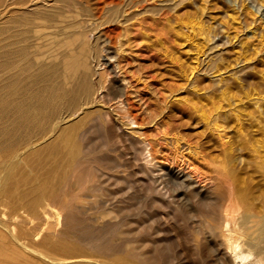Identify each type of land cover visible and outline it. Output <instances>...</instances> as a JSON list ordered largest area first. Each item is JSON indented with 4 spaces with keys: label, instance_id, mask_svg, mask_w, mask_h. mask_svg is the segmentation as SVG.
<instances>
[{
    "label": "rangeland",
    "instance_id": "obj_1",
    "mask_svg": "<svg viewBox=\"0 0 264 264\" xmlns=\"http://www.w3.org/2000/svg\"><path fill=\"white\" fill-rule=\"evenodd\" d=\"M126 1L134 4L133 0ZM140 1L141 7H133L130 10L134 18L131 14L129 18L132 19L128 18L129 22L127 20L123 22L124 24L119 23L115 35L120 36L121 40L119 44L122 58H120L121 74L126 77L129 84L132 82L131 88L127 91L128 103L131 104L130 107L133 113L137 114L138 119L141 117L138 120L139 125H132L133 129L129 130L130 132L135 130L134 133L137 131L136 134L133 133L135 139H145L154 145L155 159L149 168L146 167L143 159L135 161V155H139L138 150H132L123 142L104 134L101 126L100 130L103 132L95 128L87 133L86 137L84 136V161L78 165L69 166L70 149L64 139L72 129L71 125L74 126L73 123H77L76 121L80 120L87 111L107 107L99 99L103 92L110 94L111 88L105 82L101 85L98 73L92 80V88L95 87L93 90L97 97L96 102L94 106L83 108L80 115H77L80 118L76 116L74 119L55 125L52 118L39 126H27L28 130L26 125L15 121L11 103L6 109L0 103V148L3 145L4 147L12 145L11 154L13 149L14 152L16 151L12 154L15 156L13 159L15 161L11 160L2 171L3 173H0V264H7V262L10 264L12 261L11 264H35L36 262L40 264L31 254L33 253L31 250L32 248L41 250L38 242L48 235V230L53 228L56 222H61L59 226L57 225L56 231L65 232L68 237H63L62 241L65 240V242L62 243L71 247L70 251L53 254L54 258L61 262L83 264L91 259L100 260L104 264H219L214 256L216 249V252L225 251L221 252L227 256L226 264L232 263L233 258L221 245V235L227 232L223 225L226 216L222 209L214 210L206 203L193 199L197 216L190 219L188 212L183 213L184 209H173L177 207L176 205H171L172 208L167 207L168 200L163 197L166 196L165 192L167 193L170 185L166 174L170 167L176 171L185 169L192 175L196 173L194 179L197 182L201 180L199 175L202 174L218 176L219 180L223 181L220 192L222 191L224 197H227L230 191L228 186L231 184L233 188L230 187V189L237 191V196H239L238 192L244 194L246 191L241 198L248 197L247 200L242 198V201L240 198V202L234 201L232 204L226 201L231 206H238L234 221L246 215H256L251 218L260 221L264 216V170L261 169L263 167L261 165H264V147L257 149L259 144L264 146V117L258 115L257 106L253 105L256 99L264 97V0H243V3L241 0H134V2ZM23 2L22 0H0V28L9 25L8 27L13 30L12 26L19 24V21L35 16L34 12L29 11L31 7ZM8 5L9 8H5ZM42 7L41 13L47 15L46 8ZM20 15L25 18L23 19ZM45 21L47 20L42 21L44 28H40L42 30L40 34L44 37L50 31L52 32V28L49 29V21L44 23ZM201 26L211 28V34H218V37L208 41L204 32L200 31ZM43 41L42 44L49 46V37L46 36ZM158 41L159 44H157ZM45 45V49L42 47L39 54L40 57L38 56L39 61L37 59L27 61L33 75L32 79H35L38 89L41 90H45L47 86V68L50 60L49 47ZM158 46L160 53L155 51H158L156 49ZM216 56L225 59L220 61V58ZM210 59L213 62H210L212 65L209 63ZM36 63L38 64L35 65ZM220 65L224 67L219 68ZM213 67H216V71ZM221 78L224 81L228 79L226 82H229L231 86L224 81L220 83ZM29 81L30 79L23 83ZM223 84L227 85V91H225L228 93L225 92L226 94L223 93L226 88ZM108 104L113 105L112 107L116 105L113 101L112 104ZM258 104L264 107V100L261 103L259 101ZM218 112L222 113V116L219 121H215ZM113 116L119 124L122 123V113L115 111ZM260 125H262L261 130ZM10 137H13V142ZM27 141L33 144H28ZM32 141L39 143L35 144ZM244 142L248 143L244 144ZM229 143L235 144L233 148L231 147L232 149L228 148L231 145ZM258 150L259 153H257ZM225 151L226 154L233 155V159L237 158L231 174L224 171L214 172L212 168L215 164L212 163L213 161H218V164L223 162ZM189 161L192 164H189ZM234 168H236L235 172ZM208 169L212 171L209 172ZM221 173L226 176V179L228 178L226 181L223 180L225 176H221ZM244 174L247 177L241 178ZM242 180H244L243 183H241ZM224 181L230 183L225 185ZM159 184L166 188L161 189L164 190L161 191L163 195L158 196L161 199L159 198L156 204L152 200L153 189ZM233 185H237L236 188ZM91 219L96 222L92 223ZM117 222V225L112 226ZM88 223L94 224L93 228L86 234L82 233V229ZM242 223L243 220L240 224L232 223L230 232L241 239L246 252L251 251L254 254L252 262L262 258L264 264V229L260 223L257 226L251 225L252 223L245 226ZM38 232L42 237L38 236ZM15 238H18L17 244L14 241ZM52 238L57 240L58 237L55 235ZM101 252L108 254H104V257L105 255L107 257L101 256ZM16 254L20 258L16 256V260L11 259ZM141 255L145 256L141 257Z\"/></svg>",
    "mask_w": 264,
    "mask_h": 264
},
{
    "label": "bare ground",
    "instance_id": "obj_2",
    "mask_svg": "<svg viewBox=\"0 0 264 264\" xmlns=\"http://www.w3.org/2000/svg\"><path fill=\"white\" fill-rule=\"evenodd\" d=\"M22 1H24L23 2L24 4H28L29 5L28 7H31V10H29L28 8H27V10H29L30 13H33L34 12L33 14H35V16L30 17L27 20L19 21L20 22V23L18 22L19 24H17L16 26L14 25V27L12 26V29L13 30H11L8 27L9 25L8 26H5L4 25V26H2V28H0V30H1V32H0V103H1L2 107L4 109H6L7 108V105L11 103V105L13 107V110H14L13 114L15 115V118H16L15 121H19L21 124L26 125V127L27 126L33 127V126H36V125L39 126V124H42L46 120L52 119V118H54V120H53L54 125L57 124V123H59V122H66V121H68L70 119H74V117H76L81 111H83L82 110L83 108H88V107L94 106L93 104H95L97 97H96V94L94 92L95 90H93V89H95V87L93 86L94 88H92V80H94L95 76L98 73L99 76H100V80H101L100 83H101V85H103V83L105 82V83H108L110 85V88H111L110 94H107V93H104L103 92V95L99 99L100 102L104 106H107V107H105V108L103 107V109H101V108L98 109L97 108L96 110H93V111L92 110L91 111L89 110L86 113L84 112L85 114L83 113L84 114L83 117L80 120L76 121L77 123H73L74 126L71 125L70 128H72V129L69 132L67 131L68 134L66 135L64 141H65V143L67 144V146L70 149V154H69V162H70V165L69 166L72 167V166L78 165V164H80V163H82L84 161V159H85V156L83 154V149H84L83 146L85 144V138H84V136L87 133H89L90 131H92L93 129H95V128H98L100 130V128L102 126V128L104 130V134H107L109 137H112L113 139L114 138L117 139V141L119 140V141L123 142L125 145H127L132 150H138L139 155H135L134 160L135 161H137V160L140 161L141 159H143L145 161V163H146V164L145 163L144 164L146 165V167L149 168L150 164L155 159V155H154L155 154L154 145L151 142L146 141L145 139L144 140L143 139L142 140L141 139H135L133 137V135L136 134L137 131L135 133H134L135 130H132L130 132V130H131L130 128H132V125H139V121L138 120H140L141 117H140V119H138L137 114L135 115L133 113L132 109H131L132 107H130L131 104L129 105V103H128L129 96L127 98V91H128L129 88H131L130 87V84L132 82L129 84V82L127 81L126 77L121 74V67H122L120 65V62H121L120 61V58H121L120 57V53H121V51H120L121 50V47L120 46L121 45L119 46V44H121V42H120L121 40H120V36H116L115 35L116 30L118 29V24L119 23L124 24L123 22H126L127 20L129 22V19H132V18H129V16H131V14H132L130 12V10L133 7H135V8L137 6L141 7L142 5H139V4L142 3V2L141 1L140 2H134V0H133L132 2L134 4H130L131 2H127L126 0H22ZM242 1L243 0H241V2ZM42 6H44L46 8V12H48V13H46L47 15H45V13H43V12L41 13V7ZM151 7H153V6H151ZM5 8H9V5L7 7H5ZM141 11H143V10H141ZM160 11H161V9H160ZM157 12L159 13V11H157ZM3 15H4V13H3ZM16 15H17V13H16ZM133 15L134 14H132V16ZM20 16H22V15H20ZM23 17L24 16H22V18ZM133 18H134V16H133ZM44 19H46L47 21H49L48 22L49 23V27H50L49 29L52 28V32L51 31L49 33L47 32L48 34L46 35L47 38L48 37L50 38L49 46L48 45H45V44H42V41H43V39L46 38V36L44 37L42 34H40V32H42V30L40 28H44V26H43L44 24L42 23V21ZM47 21H45L44 23H47ZM124 28H125V26H124ZM197 29H198V27H197ZM201 30L206 35V39L208 41H213V40H215L213 38L218 37L217 36L218 35L217 33H216L217 35H215V34L212 35L213 33L211 34V32H210L211 28H206L204 26H201L200 31ZM118 38H119V41H118ZM125 39H126V37H125ZM44 43H46V42H44ZM157 44H159V41H158ZM44 45L47 46V47H49V53L48 54H50V58H49L50 60H49V66L47 68L48 69V78L46 80L47 81V86L45 85L46 86L45 87L46 88L45 90H41V89H38L37 82L34 81L35 79L34 78L32 79V76L33 75L31 73V68L28 67V64L27 63H29V62H27V61H29L28 59H32V60H36L37 59V61H39V57H40L39 54L41 53L42 47L45 49ZM155 46L156 45L154 44V47ZM158 48H159V46L156 49H158ZM159 50L160 49H158V51L157 50H155V51L158 53ZM44 53H45V51L43 52V54ZM48 56H47V58H48ZM217 57L218 56H216V58ZM218 58H220V57H218ZM222 59H225V58H220V61H222ZM40 60H42V59H40ZM226 61L229 62V60H226ZM210 62H212L211 59H210L209 63ZM37 64L38 63H36L35 65H37ZM222 66L220 65L219 68L220 67L222 68ZM226 66L227 65H225V67ZM237 66H238V64H237ZM95 67L97 69H95ZM208 67H210V66L208 65ZM98 69H100V71H98ZM210 69L212 71V68H210ZM208 70H209V68H208ZM208 70H206V71L208 72ZM213 70L216 71V67ZM35 72H33V73L35 74ZM123 72H125V71H123ZM134 74H136V73H134ZM28 79H30V81L29 82H26L27 84L25 83L26 84L25 85L23 83V81L28 80ZM42 80H43V78H42ZM227 80L224 81L223 78H221L219 81L221 83L223 81L226 82ZM42 82L44 83V81H42ZM228 85L231 86L230 84H228ZM223 86L226 87L224 89V92H223V93H225L227 91V85L226 84H223ZM129 92H130V90H129ZM226 93H228V92H226ZM128 95H129V93H128ZM123 97H125V98L123 99ZM263 100H264V97L258 98V99H256V101H254L255 103H253V105L255 104L257 106V107L255 106V107L257 108L258 115L264 117V107H262V104H258L259 101L261 103ZM112 101L116 104V105H114L115 107H112L113 105L108 104V103H111L112 104ZM111 108H114V109H111ZM253 109H255V108H253ZM115 111H118L119 114L122 113L121 120H123V121H122L121 124H119L117 122L118 120L116 121V119L113 116V113ZM254 112H256V111H254ZM225 115H227V114H225ZM220 116H222V113H219L218 112L214 120L215 121H219L220 120ZM78 118H80V117H78ZM221 119H222V117H221ZM215 121H213V122L215 123ZM239 121H241V120H239ZM47 122L48 121H46V123ZM259 122H261V121H259ZM140 123H141V121H140ZM262 124H263V122H262ZM261 126L262 125H260V128H259L260 130L262 129ZM28 130H29V128H28ZM238 130H240V129H238ZM243 130H245V129H243ZM21 131H23V130H21ZM100 131H102V130H100ZM127 131H129L130 133L127 132ZM36 136H37V134H36ZM13 137H10L11 140H12V142H13V139H12ZM2 141L3 142H6V141L8 142V139L6 141H4V140H2ZM2 141H1V143H2ZM32 142H34V141H32ZM36 142H34V143L36 144ZM103 142L106 144V142L104 140H103ZM37 143H39V142H37ZM58 143H60L59 140H58ZM232 143H229V144H231L230 147L227 145L228 148H230V149L233 148L232 146H234L235 144L232 145ZM246 143H248V142H244V144H246ZM28 144H33V143H29L28 142ZM107 144H109V142ZM12 147H13L12 145H6L5 147L3 145L0 148V173L5 169L6 165L9 164V162L11 160H13L14 157H15L14 155L12 156V154H14L16 151L14 152V149H13L12 150L13 153L11 154V152H10ZM25 147L27 148L29 146H25ZM239 147H241V146H239ZM263 147H264L263 145L261 146L259 144V146H258L257 149H261V148L263 149ZM55 148H52V149H55ZM244 148H245V146H244ZM107 149L108 148H106V150ZM257 149H255V150H257ZM48 150H50V149H48ZM23 151H25V149ZM202 152H203V150H202ZM34 153H36V152L34 151ZM132 153H134V152H132ZM228 153H230V152H228ZM257 153H259V150H258ZM204 154H201V156L202 155L204 156ZM20 155H22V154H20ZM223 155H225V157H224V160H223L222 163L218 164V161L216 162V161H213L211 159L213 161L212 162L213 164L214 163L215 164L217 163L218 165L216 166L214 164L216 166V167H214V165L212 163H210V164L213 165L212 168H214V170H213L214 172L215 171H218L220 173V172L224 171V173L225 172H229L230 173L231 170H232V168H233V166H234V162L237 161V158L233 159L232 158L233 155L230 156L229 154H226V151H225V154L223 153ZM235 156H236V154H235ZM17 158H18V156H17ZM204 158H206V157H204ZM221 158H222V156H221ZM214 159H216V158H214ZM143 160H142V162H144ZM14 161L15 160H13V162ZM113 161H115V160H113ZM190 161H189V164H192V163H190ZM13 162H11V163H13ZM132 162H134V161H132ZM208 162H210V161L208 160ZM255 162H256V160H255ZM263 163H264V161H263ZM237 164H239V163H237ZM240 164H241V162H240ZM200 166H201V164H200ZM262 166L264 167V165H261V167ZM35 167H37V166H35ZM143 167H144V165H143ZM210 167L211 166H209V168ZM263 167L261 168L262 170H264ZM141 169H143V168H141ZM235 169L236 168H234V170H233L234 172H235ZM210 170L212 171V169H210ZM210 170H209V172H210ZM225 170H227V171H225ZM143 172L146 173L145 170H143ZM218 172H217V174H218ZM234 172H232V173L234 174ZM201 173L202 172H200V174ZM211 173H210V175H211ZM248 173H249V171H248ZM166 174H167L168 179H169V182H170V185L168 186L169 189L167 188L168 191H167V193L165 192V195L166 196L163 197L164 199L166 198L168 200L167 202H168L169 205L167 207H171L172 208L171 205H176L177 207L175 206L176 208L173 207V209H175V210H177L178 208L184 209L185 211L183 212V210H182V212L183 213L188 212L189 213V216H190V219H194L197 216V210H196V208L194 206L193 199H197L198 201H200L202 203L203 202L206 203L207 205H209L214 210L215 209H222L224 215L226 216V220H225V223L223 225H224L225 231H227V232L221 235V240H222L221 245L225 247V250L229 253V255L231 256V258H233L232 259L233 262L230 263V264H233L234 262H235V264H263V259L262 258H257V259H255L254 262H252V260L254 259V254L251 251H247L246 252L244 250V245H243L241 239H239L238 236H236L235 234H232L230 232V230H231V228H230L231 227V224L232 223H234L235 225L236 224H240V221H242V220H243V223L242 224H244L245 226H246V224H251V223H252L251 225L257 226L260 223L261 224V227L264 229V216L260 219V221H256V220H253L251 218V217H256V215H254V214L251 213V215H254V216H250V215L247 216L246 215V217H244V218H239V219L237 218L238 221H234L233 220V219H235L234 218L235 217L234 214L236 212H238L237 211L238 206H233V205L231 206L228 203H231L232 204L234 201H239L240 202L241 200L243 201L244 198L247 200L248 197H244V198L242 197L243 199L241 198V195L242 196L245 195L246 191L244 192V194H240V192H238L237 194L240 196L239 197V196L236 195V192L237 191H234V190L231 191L230 187H232V184L230 186L227 185L229 187V189L228 188L227 189H228V191L229 190L230 191L228 192L229 194L227 193V197H224V196H222V193H221L222 191L220 192V190L222 189V183H223V181L222 180L220 181L219 178H218V176L217 177H215V176H206V175L202 174V175H199L200 178H201V180L200 181L198 180V182H197V180L194 179L196 177V176L194 177V175L196 173L194 175H192V173L186 172L185 169H182V171H176V170H173L171 167L167 169ZM212 174H214V173H212ZM246 174H244L242 177L241 176L240 177L243 178ZM220 175L223 176V177L225 176L223 173H221ZM250 175H252V173H250ZM259 175H261V173ZM10 176H11V174H10ZM227 176L229 177V174ZM49 177H50V175H49ZM245 177H247V176H245ZM227 179H226V176H225V179L223 178V180H225V181ZM245 179H247V178H245ZM149 180L152 181L153 179H149ZM231 180H232V178H231ZM233 180H235V179H233ZM205 181L208 182V183H204ZM225 181H224L225 185L228 184V183H230V182L226 183ZM243 181L244 180H242L241 183H243ZM258 183H259V181H258ZM150 184H151V182H150ZM160 184H162V183H160ZM160 184L157 185L153 189V193L154 194H153V199L152 200L155 201V203H156V201L160 200L161 199L160 198L161 195H163V192H161V191H164V190H161V189L166 188L164 186H161ZM42 185H44V184H42ZM236 186H234V187L236 188ZM55 188H57V187H55ZM240 189L241 188H239V190ZM247 191H248V189H247ZM241 192H243V191H241ZM158 196H160V197H158ZM247 196H249V195H247ZM240 198H241V200H240ZM253 201H254V199H253ZM167 202L164 201V203L166 205H167ZM41 203H42V201H41ZM64 204H66V203H64ZM97 204H100V203H97ZM165 204H162V205H165ZM104 205L105 204L103 203V206ZM107 205H108V202H107L106 206ZM235 205H237V204H235ZM260 206H262V205L260 204ZM113 207H116V206L114 205ZM247 207H248V205H247ZM95 208L96 207H94V209ZM102 208H104V207H102ZM102 208H100V209H102ZM104 209H106V208H104ZM250 212H251V210H250ZM258 212L260 213V211H258ZM261 213H263V212H261ZM260 215H262V214H260ZM94 219H91V222L92 223L96 222ZM63 220H64V217H63ZM92 223H90V224L88 223L89 225L87 224L82 229V233H85L86 234V232H89L91 230V228H93V226H94V224H92ZM196 223H197V221H196ZM199 223H200V221H199ZM58 224H61V222H59V223L56 222V225H54L53 228H50L48 230V235L46 237L44 236V238L42 240L40 239L41 241L38 242L39 243L38 245L41 246V250H35V249L33 250V248L31 250V251H33V253H31V254L35 257V259L40 264H72L73 263V262H61L60 260L55 259L54 256H53L54 253L61 252V251H63V252L64 251H70V249H71L70 246L67 247L66 245H64L62 243L63 241L65 242V240L62 241V239H64L63 237H66V238H68V237H67V235H66L65 232H57L56 231V228H57V225ZM117 224H118V222L116 224L112 225V226H115ZM99 225H100V223H99ZM76 226H77V224H76ZM119 226H120V224L118 225V227ZM80 227H82V226H80ZM247 227H248V225H247ZM114 228H116V227H114ZM76 230H77V228H76ZM110 230H112V229L110 228ZM21 231H23V230H21ZM63 231H65V230H63ZM136 231H138V230L136 229ZM102 234L104 235V233H102ZM39 235L42 237V235L40 233L38 234V236ZM55 235H56V237H58L57 240H54V238H52L53 236L55 237ZM99 235H101V234H99ZM213 235H214V232H213ZM2 237H3V235H2ZM12 237H14V236L12 235ZM99 238H100V236H99ZM17 239L18 238H15V240H14V241H16V244H17ZM212 239H213V237H212ZM134 241L135 240H133V242ZM104 247H106V246H104ZM0 248H1V246H0ZM29 249H31V248H29ZM129 249H131V248H129ZM219 249L221 250V248H219ZM99 250H100V248H99ZM111 250H112V248H111ZM214 251H215L214 252L215 253L214 256H215L217 262L219 264H226V260H227L226 257L227 256L223 252H221V251H224V250H221L219 252H216V249H215ZM97 252H99V251H97ZM117 253H119V252H117ZM23 254H24V252H23ZM104 254H106V253L105 252L102 253L101 256L104 257ZM110 254H112V253H110ZM114 254H116V253H114ZM135 254H136V252H135ZM2 255H3V253H2ZM106 255H108V254H106ZM106 255H105V257H107ZM151 255H152V253H151ZM16 256H17V258L19 257L16 254V255L12 256L11 259H15ZM139 256H140V254L138 255V257ZM144 256L145 255H143V256L141 255V257H144ZM135 257H136V255H135ZM108 258H109V256H108ZM10 261H12V260H10ZM23 262H24V260H23ZM26 262H28V261H26ZM7 264H9V263L7 262ZM13 264H15V263H13ZM83 264H104V263L102 261H100V260H91L90 259L88 261L83 262Z\"/></svg>",
    "mask_w": 264,
    "mask_h": 264
}]
</instances>
